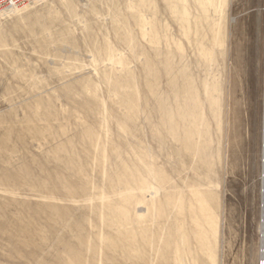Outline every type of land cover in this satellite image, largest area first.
I'll return each instance as SVG.
<instances>
[{
	"label": "rangeland",
	"instance_id": "rangeland-1",
	"mask_svg": "<svg viewBox=\"0 0 264 264\" xmlns=\"http://www.w3.org/2000/svg\"><path fill=\"white\" fill-rule=\"evenodd\" d=\"M132 1H155L160 20L185 46L182 63L204 79L193 45L212 42L207 23L200 30L208 36L189 41L162 0ZM127 4L43 0L0 22V264H189L177 247L172 263L156 251L157 215L135 204L146 183L140 171L146 150L171 165L164 133L162 144L145 121L118 129L133 101L152 93L144 58L134 60L112 30V8L126 11ZM209 26L221 31L218 226L215 239H204L214 256L196 263L264 264V0H226ZM106 41L122 66L110 70L108 61L99 62ZM165 84L159 81L161 89ZM191 219L188 211L183 220L189 226ZM209 230L200 229L206 236Z\"/></svg>",
	"mask_w": 264,
	"mask_h": 264
},
{
	"label": "bare ground",
	"instance_id": "bare-ground-1",
	"mask_svg": "<svg viewBox=\"0 0 264 264\" xmlns=\"http://www.w3.org/2000/svg\"><path fill=\"white\" fill-rule=\"evenodd\" d=\"M127 1L126 11L112 8V30L121 43L130 47L134 60L140 56L144 58L145 80L152 83L149 85L152 93L145 102L133 101V107H137L136 112L133 111L134 108L126 109L123 114L125 120L118 125V129L125 131L127 125L132 129L139 122L145 121L142 123L145 127L151 125L150 132L156 138L155 135L158 134L162 144L164 142L159 134L164 133L168 162L171 165L170 169L161 165L159 159L155 160L152 152L145 149L140 171L141 178L143 180L145 177L146 183L141 190V200L135 204L143 205L147 211L152 209L156 213L161 225L160 246L156 251L165 260L168 257L170 261L175 260L173 250L177 247L179 253H186V257L181 258L183 261L197 264L196 259L204 258L203 255L207 254L210 259L214 256L212 248L204 245V239L209 241V237H217L216 179L221 152L219 141L223 124V90L221 76L215 74L219 67L215 47L221 31L219 26L213 28L209 25L211 14H221L226 0H162L165 11L176 22L182 37L189 41L206 38L208 35L202 34L200 30L206 23V33L208 29L212 31L211 43L201 41L193 45L196 49L195 57L206 68L207 76L204 79L197 78L182 63L185 46L173 34L170 26L162 23L155 1L150 4L142 1L140 5L136 1ZM21 11L22 9H12L5 14L1 13L0 22L6 16H19ZM148 49L152 54H149ZM97 54L100 60L97 61H108L110 70L124 63L123 57L118 55L108 41L100 47ZM176 58L180 63H176ZM157 70L158 73L160 70L158 75L155 73ZM163 78L166 80L165 89L159 87V81ZM128 83L130 86V82ZM123 107L121 105V111ZM146 111L153 115L152 122ZM154 120L156 121L153 122ZM262 174L264 189V163ZM133 189L130 185L128 192L134 191ZM132 197L131 194L128 195L129 203ZM135 210L140 213L139 208L135 207ZM188 211L192 214L189 226L183 220ZM205 224L210 229L208 236L200 231ZM181 241H187L189 245H181Z\"/></svg>",
	"mask_w": 264,
	"mask_h": 264
},
{
	"label": "built area",
	"instance_id": "built-area-1",
	"mask_svg": "<svg viewBox=\"0 0 264 264\" xmlns=\"http://www.w3.org/2000/svg\"><path fill=\"white\" fill-rule=\"evenodd\" d=\"M43 0H0V14L10 9L26 8Z\"/></svg>",
	"mask_w": 264,
	"mask_h": 264
}]
</instances>
